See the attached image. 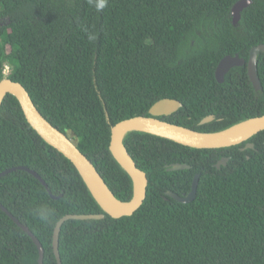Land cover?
Instances as JSON below:
<instances>
[{
  "label": "trees",
  "instance_id": "obj_1",
  "mask_svg": "<svg viewBox=\"0 0 264 264\" xmlns=\"http://www.w3.org/2000/svg\"><path fill=\"white\" fill-rule=\"evenodd\" d=\"M237 1L107 0L97 11L96 0H0V80L20 82L112 193L129 200L131 179L109 150L117 122L149 115L165 98L181 106L159 119L201 132L264 115L263 52L256 56L260 88L246 64L215 78L222 57L246 62L264 44V0H251L234 25ZM123 142L148 183L140 207L113 218L72 162L30 126L16 97L2 100L0 173L14 170L0 176V205L41 243L42 264H57L52 236L60 218L99 213L62 223L61 264H264V130L247 148H192L142 131ZM221 157L228 161L217 168ZM175 163L189 167L170 169ZM195 174L189 202L166 193L187 195ZM37 259L31 236L0 207V264Z\"/></svg>",
  "mask_w": 264,
  "mask_h": 264
},
{
  "label": "water",
  "instance_id": "obj_2",
  "mask_svg": "<svg viewBox=\"0 0 264 264\" xmlns=\"http://www.w3.org/2000/svg\"><path fill=\"white\" fill-rule=\"evenodd\" d=\"M251 0H238L231 7L232 23L235 25L239 18L240 12L244 7L250 4ZM264 53V44H259L252 47L249 51L248 60L239 57L225 55L222 57L215 68V78L218 82H222L227 71L235 66L246 64L247 74L253 86L260 88V82L256 71V56L258 53ZM7 94H11L18 100L26 120L30 126L41 136V138L57 151L62 153L68 160L72 162L89 193L99 205V207L113 218L131 215L142 204L147 187V177L143 170L137 167L135 161L127 151L124 145V137L131 131H142L156 136L167 138L176 143L186 145L192 148H222L232 145H237L245 142L243 148L252 147L253 144L247 142L249 138L264 130V115L248 118L234 123L224 129L201 132L193 130L181 125H177L165 120L159 119L160 116H167L176 111L181 103L175 99H161L155 102L149 109V115H137L128 119L121 120L111 126V138L109 150L113 158L128 174L132 182V195L129 200L118 199L96 170L91 161L77 148L71 138L59 131L51 123H49L43 115L39 112L37 107L31 100L27 90L17 81L9 78L0 80V105ZM213 119L212 115L203 118L200 124H204ZM240 124H245L243 128L232 131L234 127ZM227 161L226 157L221 158L216 167L224 165ZM189 167L186 164L175 163L170 169H182ZM24 168L35 177H37L44 185L45 182L32 170ZM14 170V168L7 169L0 173V176ZM199 175L195 174L191 190L185 196H179L176 193L167 191L166 193L179 202H189L193 199L198 183ZM46 186V185H45ZM53 198L58 196L52 195ZM0 207L11 217L14 222L27 232L33 239L37 250L38 259L37 264H42L43 248L37 238L29 231L27 226L21 224L14 218L3 206ZM103 213L99 214H68L58 220L53 230V252L57 260V264H61L58 253V236L62 223L67 219H88V218H102Z\"/></svg>",
  "mask_w": 264,
  "mask_h": 264
},
{
  "label": "clouds",
  "instance_id": "obj_3",
  "mask_svg": "<svg viewBox=\"0 0 264 264\" xmlns=\"http://www.w3.org/2000/svg\"><path fill=\"white\" fill-rule=\"evenodd\" d=\"M107 4V0H96V3H95V7L97 9V11L103 9ZM47 213L46 212H42L41 213V216L42 218L43 217H46Z\"/></svg>",
  "mask_w": 264,
  "mask_h": 264
},
{
  "label": "bare ground",
  "instance_id": "obj_4",
  "mask_svg": "<svg viewBox=\"0 0 264 264\" xmlns=\"http://www.w3.org/2000/svg\"><path fill=\"white\" fill-rule=\"evenodd\" d=\"M245 126V124H240V125H238L237 127H234L233 129H232V131H234V130H237V129H240V128H243ZM70 138V137H69Z\"/></svg>",
  "mask_w": 264,
  "mask_h": 264
},
{
  "label": "rangeland",
  "instance_id": "obj_5",
  "mask_svg": "<svg viewBox=\"0 0 264 264\" xmlns=\"http://www.w3.org/2000/svg\"><path fill=\"white\" fill-rule=\"evenodd\" d=\"M8 69H9L8 66H6L4 69L5 74L8 72Z\"/></svg>",
  "mask_w": 264,
  "mask_h": 264
},
{
  "label": "flooded vegetation",
  "instance_id": "obj_6",
  "mask_svg": "<svg viewBox=\"0 0 264 264\" xmlns=\"http://www.w3.org/2000/svg\"><path fill=\"white\" fill-rule=\"evenodd\" d=\"M243 65H244V64H243ZM221 158H222V157H221ZM226 158H227V157H226ZM227 161H228V158H227ZM227 161H226V162H227ZM225 164H226V163H225ZM225 164H224V165H225ZM220 166H221V165H220ZM220 166H219V167H220Z\"/></svg>",
  "mask_w": 264,
  "mask_h": 264
}]
</instances>
